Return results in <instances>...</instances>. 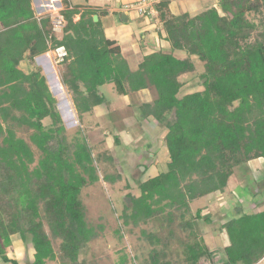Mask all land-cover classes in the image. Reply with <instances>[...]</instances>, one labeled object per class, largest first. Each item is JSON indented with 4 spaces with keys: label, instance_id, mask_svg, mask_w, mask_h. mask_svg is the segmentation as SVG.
<instances>
[{
    "label": "trees",
    "instance_id": "16d2710c",
    "mask_svg": "<svg viewBox=\"0 0 264 264\" xmlns=\"http://www.w3.org/2000/svg\"><path fill=\"white\" fill-rule=\"evenodd\" d=\"M60 1L58 33L51 15H35L33 0H0L2 263L19 264L6 254L13 235L21 243L30 236L33 254L26 264H86L79 256L98 237L80 199L83 188L100 180L92 149L79 129L68 140L57 101L35 62L64 47L60 82L80 118L105 104L100 88L106 84H113L120 96L152 88L156 98L140 105L141 115L167 130V170L142 182L138 197L128 195L131 204L123 202L119 216L130 234L144 226L138 239L145 246L132 258L120 253L118 264H212L208 240L198 227L210 209L194 212L191 203L227 195L238 168L246 181H254L247 166L264 162V0H217L193 15L173 10L172 0L153 3L169 52L149 49L136 70L103 29L101 17L108 12L92 8L91 0ZM251 12L258 24L248 19ZM194 58L203 66L201 88L179 96L186 85L181 77L195 71ZM113 140L120 143L118 136ZM97 160L113 161L108 155ZM119 178L103 176L109 184ZM260 181L264 184V175ZM246 185H237L229 197L252 196ZM242 204L234 207V212L239 209L235 215L219 207L221 214L229 212L228 221L215 231L228 241L220 264H256L264 257V210L246 213ZM115 233L122 238L121 228Z\"/></svg>",
    "mask_w": 264,
    "mask_h": 264
},
{
    "label": "rangeland",
    "instance_id": "374dc122",
    "mask_svg": "<svg viewBox=\"0 0 264 264\" xmlns=\"http://www.w3.org/2000/svg\"><path fill=\"white\" fill-rule=\"evenodd\" d=\"M51 2L50 4L44 0H33L32 8L35 11V15L38 18L52 16L59 9L64 8L63 5L59 6L58 1ZM72 2L81 4L83 0H72ZM208 3H206V6ZM199 8L194 3V9L200 11L201 9ZM152 13L156 16L155 11H152ZM247 17L255 24L259 23V19L254 17L252 12L247 14ZM77 19L78 16L75 17V20ZM112 32H106V35L112 37ZM159 45L161 44L157 41L154 49H158ZM175 53L179 57H185L184 53ZM46 54V56L37 57L35 62L41 68L50 92L57 101L56 107L65 125L68 140L74 136L78 129L81 130L82 135L85 136L87 143L92 149V157L96 161L95 166L98 168L100 178L99 182L93 186L83 188L80 195V199L87 210V223L96 229L98 237L88 244L87 248L79 256V261L84 260L86 264H118L120 253L124 252L129 258H132L136 250L145 246V242L138 239L140 236L139 229L144 226L135 229L132 234L128 233V229L121 227L119 216L124 207L123 202L128 198V195L135 198L139 196L138 187L142 182L156 176L159 172L167 170L168 152L164 142L167 130L164 125H156L152 120L144 119L139 108L141 103L155 99L156 92L151 88L144 93L143 91L137 93L128 92L127 95L120 96L117 94L113 84H106L100 88L101 93L105 96V104L80 118L72 105L69 92L60 82L61 74L65 71V67L57 62L54 51H49ZM194 61L195 71L181 77V80L185 81L186 85L179 96L192 93L201 88V81L198 75L203 71V66L196 58H194ZM139 62L141 63V61ZM139 62L137 64L132 63V67L135 70ZM196 74L197 76H195ZM59 87H61V90L58 89ZM22 135L24 136V133ZM115 136L119 137V144H115L113 140ZM99 155L100 158L102 155L111 156L113 159L112 163L98 161ZM247 167V171L253 176L254 181H251L250 178L246 181L245 177L242 176V168H238L235 170V179H231L226 190L227 195H225L226 193H217L207 196L204 200L194 201L191 203L192 210L195 212L198 207H203V209L209 207L210 210L207 212L211 211L212 216L215 215L214 218L219 216L221 219L222 215L219 212L221 209L218 204L223 202V200L227 201L229 199L228 204L232 203L229 210L233 215L239 211L238 209L234 212V207H238L237 205H240V203H243L242 207L246 213L258 211L260 207L256 208L257 205L262 201L264 205V198L262 199L261 196L264 192V184L260 181L262 174L254 173L253 170H259L264 167V162L253 161ZM105 173L119 175L120 178L114 184H109L103 180ZM244 184H247L248 193L252 191L254 199L250 197L251 195H245V190L240 191L246 196L245 199L239 196V199L229 197V191L234 190L237 185L243 186ZM203 201L206 202L203 204ZM246 202L254 203V206H249ZM130 204L129 202L128 205L130 206ZM228 204H224V207L227 208ZM228 213V211H225V214ZM41 214L43 215V213ZM206 216H202L201 220L198 221V227L202 234L218 230L222 223L228 221L229 217L225 216V220H222V223L217 221L207 223L206 220L204 221ZM2 220L3 218L0 216V223ZM42 221L44 230L51 237L45 216H42ZM119 228H121V239L115 233ZM10 240L11 247L6 251L7 256L11 260L18 261L19 264L30 262L33 254L30 236L28 235L25 243L20 242L18 235L11 236ZM53 246L58 253V242L53 241ZM216 257L211 260L212 264L220 263L219 257ZM0 264L6 263H2L0 259ZM47 264L58 263L51 262Z\"/></svg>",
    "mask_w": 264,
    "mask_h": 264
},
{
    "label": "crops",
    "instance_id": "0c3cea01",
    "mask_svg": "<svg viewBox=\"0 0 264 264\" xmlns=\"http://www.w3.org/2000/svg\"><path fill=\"white\" fill-rule=\"evenodd\" d=\"M44 1L50 4L52 3L51 2L52 0H44ZM53 1H58V3H60L59 6H62L60 0H53ZM157 1L158 0H91L89 2L92 8L97 9L99 11L108 12L107 14L101 17V24L103 26V29L105 30V32L113 31L111 38L116 39L118 41L121 54L123 58L128 61L132 70H135L132 67V63L137 64V62L139 61L142 62L143 54L148 52L149 49L156 48L155 43H157V41H159L161 44L158 46V48H161L163 52H169L168 45L163 40V37L165 34L163 33V31L158 29L156 25V19H155L156 16L154 13H152V11L154 12L153 3ZM194 3L195 5H197V7H200L199 9H201L200 11H202L206 7L215 6V4L217 3V0H173L172 6H173V10L177 11L178 13H183L184 11H186L190 13L191 15H193V14L198 13L199 11V10L197 11L196 9H194ZM206 3H208L207 6H206ZM204 4L206 7L204 6ZM127 5L148 6V10L146 14H139L137 7L127 10L125 8ZM122 14L125 15L126 21H123L121 19ZM55 31L60 32V29L57 28L55 29ZM158 31L161 32V37L157 34ZM46 55L47 54H44L41 56H46ZM144 92L145 91H143V93ZM149 102L151 101H148V102L145 101L143 103H149ZM253 172L262 174L263 176L264 167L260 168L259 170L255 169V171L253 170ZM263 198H264V192L262 193V199ZM224 204H228V201L223 200V202H220L218 205L222 207L224 206ZM246 204H249V206H252V205L254 206V203L250 204V202H246ZM230 206H232V203L228 204L227 208L229 209ZM258 209H259L258 211H252V212L256 213V212H260L264 210V205L263 204L260 205V208ZM252 210H255V209H252ZM205 212L202 213V216H206L205 214H209L208 212L207 213ZM221 215H222L221 219L218 217L214 218V216L207 215L206 217H204V221L205 219L210 217L211 221H217V222L222 223V220H225L224 218L226 215L225 214H221ZM215 231L213 230L207 233H203V235L208 240L209 248L212 253V259L214 260L215 257L218 256L220 259V263H222L223 259L225 258L223 250L228 245V241L223 232L216 234ZM256 264H264V257L262 258V260H260Z\"/></svg>",
    "mask_w": 264,
    "mask_h": 264
},
{
    "label": "built area",
    "instance_id": "2783aa9c",
    "mask_svg": "<svg viewBox=\"0 0 264 264\" xmlns=\"http://www.w3.org/2000/svg\"><path fill=\"white\" fill-rule=\"evenodd\" d=\"M60 5V3H58ZM134 7H137L138 13L139 14H146L147 10H148V6H142V5H137V6H132V5H127L125 8L127 10L129 9H133ZM62 9H59L58 12L56 14L52 15V19H53V24L55 26V29L60 27V24L62 22V19L59 15V12ZM55 54H56V60L58 63H62L64 58L66 57L67 53L64 49V47H58L57 49L54 50Z\"/></svg>",
    "mask_w": 264,
    "mask_h": 264
},
{
    "label": "water",
    "instance_id": "95a60500",
    "mask_svg": "<svg viewBox=\"0 0 264 264\" xmlns=\"http://www.w3.org/2000/svg\"><path fill=\"white\" fill-rule=\"evenodd\" d=\"M121 19H122L123 21H126V17H125L124 14L121 15ZM97 21H98V17H97L96 15H94V16H93V22H97ZM142 169H144V168H142ZM125 202H126L127 204H129L130 199H129V198H126Z\"/></svg>",
    "mask_w": 264,
    "mask_h": 264
},
{
    "label": "bare ground",
    "instance_id": "6f19581e",
    "mask_svg": "<svg viewBox=\"0 0 264 264\" xmlns=\"http://www.w3.org/2000/svg\"><path fill=\"white\" fill-rule=\"evenodd\" d=\"M53 87H54V86H53ZM58 89H60V90H61V87H59ZM58 89H57V90H58Z\"/></svg>",
    "mask_w": 264,
    "mask_h": 264
},
{
    "label": "clouds",
    "instance_id": "9594fccd",
    "mask_svg": "<svg viewBox=\"0 0 264 264\" xmlns=\"http://www.w3.org/2000/svg\"><path fill=\"white\" fill-rule=\"evenodd\" d=\"M53 1V0H52Z\"/></svg>",
    "mask_w": 264,
    "mask_h": 264
}]
</instances>
